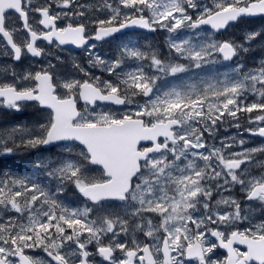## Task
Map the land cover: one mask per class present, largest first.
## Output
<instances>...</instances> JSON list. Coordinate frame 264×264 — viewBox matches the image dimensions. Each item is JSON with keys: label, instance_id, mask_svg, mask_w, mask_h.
I'll return each mask as SVG.
<instances>
[{"label": "snow or ice", "instance_id": "snow-or-ice-1", "mask_svg": "<svg viewBox=\"0 0 264 264\" xmlns=\"http://www.w3.org/2000/svg\"><path fill=\"white\" fill-rule=\"evenodd\" d=\"M257 16L264 0H0V109L37 114L0 152L55 149L0 173V264H264V58L242 60L264 28L215 38ZM134 28L166 31L167 55L90 42Z\"/></svg>", "mask_w": 264, "mask_h": 264}, {"label": "rangeland", "instance_id": "rangeland-1", "mask_svg": "<svg viewBox=\"0 0 264 264\" xmlns=\"http://www.w3.org/2000/svg\"><path fill=\"white\" fill-rule=\"evenodd\" d=\"M246 22H247V20H242V21L238 22L237 25L235 24L236 25L235 27L231 26L226 32H223V33H221L219 35H216L215 38L218 39V40H223V39H228V38H233V39H236V40H241L242 37H243V34L245 32H247L249 30H252V29L259 30L261 28H264V18L252 19V20L249 21V23H246ZM205 32L207 34H211L212 33L208 29H205ZM161 33H162V31L160 33L156 34V36L149 35V37H158L159 38ZM163 36L165 38H167L168 35H167V32L166 31H164V35ZM127 39L129 40V39H132V38H131V36H128ZM132 40H134V39H132ZM166 41H167V39H166ZM140 42L142 44L145 43V42L151 43L161 53H163L164 55H167V43L165 41H161V42L160 41H155V40H152L151 38L146 37L145 40L140 41ZM257 54H262V56H263L262 58H264V42L257 41L252 46V51H250L249 53L244 54L242 56V60H243V62L245 63V65L247 67H251V66H249L250 64L247 65V63H248L247 61H256L257 62V61H259L261 59V58H257ZM71 56H74V55H71ZM235 63H236V61H234L232 63L220 64V65L217 66V70L218 71L229 70L231 67H233L235 65ZM96 74L99 75L98 73H96ZM27 108H31V107H27ZM27 108H25V109H27ZM97 110H99V108ZM110 110L113 111V112H124V111H126L125 108H118V109L117 108H111ZM23 115H24V118L25 119L26 118H32L31 120L29 119L30 122L34 121L37 118V114L35 112H32L30 114H28L27 112H25ZM232 129H233L232 132H228V133H226L223 136L234 134L236 132V129L235 128H232ZM249 139L251 140L250 145H248L250 147L251 146L258 145V144L264 142V141H260V139L258 137H256V138H249ZM30 151H33V150H30ZM49 152L43 151V154L48 155V154H50ZM52 153H54V152H52ZM40 154L41 153L34 154L32 159H34L36 156H38ZM0 155L4 156V155H8V154H4V153L0 152ZM20 159L23 160V156H21ZM25 166H26V164L25 165L21 164V167H19V170L20 169H23V172H24ZM69 192H72V191L70 190ZM69 196L70 195H68V198H69ZM73 200H75V198H73ZM79 206H82V205H79ZM216 255L218 257H220V258H223V256H224L218 249L216 250Z\"/></svg>", "mask_w": 264, "mask_h": 264}, {"label": "flooded vegetation", "instance_id": "flooded-vegetation-1", "mask_svg": "<svg viewBox=\"0 0 264 264\" xmlns=\"http://www.w3.org/2000/svg\"><path fill=\"white\" fill-rule=\"evenodd\" d=\"M159 31V30H158ZM157 31V32H158ZM77 54V53H74V52H72V51H70V52H64L63 53V55L64 56H68V55H72V54ZM38 64L39 63V61H38V59L37 58H31V59H25V61H24V65L25 66H27L28 64ZM81 104V103H80ZM81 106H82V104H81ZM2 169H5V166H3V165H0V170H2ZM217 198V197H216ZM218 199V198H217ZM220 252L223 254V255H225V253L224 252H222L221 250H220Z\"/></svg>", "mask_w": 264, "mask_h": 264}, {"label": "trees", "instance_id": "trees-1", "mask_svg": "<svg viewBox=\"0 0 264 264\" xmlns=\"http://www.w3.org/2000/svg\"><path fill=\"white\" fill-rule=\"evenodd\" d=\"M69 193V192H68Z\"/></svg>", "mask_w": 264, "mask_h": 264}]
</instances>
